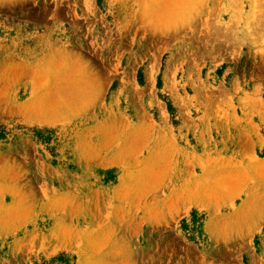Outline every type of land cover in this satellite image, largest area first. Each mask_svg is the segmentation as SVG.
Returning <instances> with one entry per match:
<instances>
[{
	"label": "rangeland",
	"instance_id": "374dc122",
	"mask_svg": "<svg viewBox=\"0 0 264 264\" xmlns=\"http://www.w3.org/2000/svg\"><path fill=\"white\" fill-rule=\"evenodd\" d=\"M263 80L264 0H0V264H264Z\"/></svg>",
	"mask_w": 264,
	"mask_h": 264
},
{
	"label": "trees",
	"instance_id": "16d2710c",
	"mask_svg": "<svg viewBox=\"0 0 264 264\" xmlns=\"http://www.w3.org/2000/svg\"><path fill=\"white\" fill-rule=\"evenodd\" d=\"M262 86H263V90H262V95H261V98H262V100H263V102H264V80H263V82H262ZM168 111L172 114V112H173V109H172V107L170 106V105H168Z\"/></svg>",
	"mask_w": 264,
	"mask_h": 264
}]
</instances>
